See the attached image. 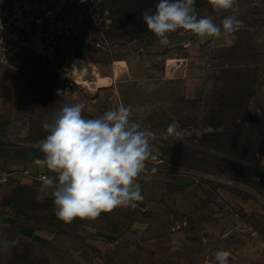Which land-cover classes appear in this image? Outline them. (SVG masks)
<instances>
[{"label": "rangeland", "instance_id": "1", "mask_svg": "<svg viewBox=\"0 0 264 264\" xmlns=\"http://www.w3.org/2000/svg\"><path fill=\"white\" fill-rule=\"evenodd\" d=\"M157 3L108 0L109 50L88 54L78 72L68 55L64 79L25 48L0 63V264H216L217 250L231 253L229 264H264V0H237L227 12L196 0L198 16L219 24L235 15L244 26L220 38L177 30L167 46L142 19ZM99 72L109 84L91 83ZM77 103L86 119L130 106L157 133L130 223L109 212L64 223L52 189L15 171L48 135L43 123ZM173 122L182 135L163 139ZM252 147L258 160L246 154ZM99 218L129 232L106 239Z\"/></svg>", "mask_w": 264, "mask_h": 264}, {"label": "clouds", "instance_id": "2", "mask_svg": "<svg viewBox=\"0 0 264 264\" xmlns=\"http://www.w3.org/2000/svg\"><path fill=\"white\" fill-rule=\"evenodd\" d=\"M216 11L232 9L237 0H209ZM142 19L161 45L167 46L169 34L184 30L204 38L228 37L244 26L235 15H228L219 24L209 16H198L196 0H158L155 10H145ZM60 94V93H58ZM83 104L63 105L51 122L42 127L48 135L38 141L47 169L55 173L43 180L51 188L54 213L64 223L75 219L95 220L101 213L118 207H136L144 199L139 178L146 176V162L156 159L151 142L154 131L142 129L131 118L130 106L120 105L97 118L82 116ZM177 122L162 133L163 139L179 137ZM257 181L259 178L257 177ZM18 238L5 241L16 246ZM231 253L217 250L216 264H229Z\"/></svg>", "mask_w": 264, "mask_h": 264}, {"label": "built area", "instance_id": "3", "mask_svg": "<svg viewBox=\"0 0 264 264\" xmlns=\"http://www.w3.org/2000/svg\"><path fill=\"white\" fill-rule=\"evenodd\" d=\"M107 1L0 0V63H7L25 48L62 78L68 70L65 58L72 56L71 65L77 44L109 50L107 31L113 20ZM46 177L47 173H39L36 178L43 181Z\"/></svg>", "mask_w": 264, "mask_h": 264}, {"label": "crops", "instance_id": "4", "mask_svg": "<svg viewBox=\"0 0 264 264\" xmlns=\"http://www.w3.org/2000/svg\"><path fill=\"white\" fill-rule=\"evenodd\" d=\"M100 51V50H90L85 44L79 43L76 45L74 49V60L77 58L84 59L87 63L85 66H89L88 60L86 58H89L88 54H94L95 52ZM74 60L72 65L74 64ZM71 65V66H72ZM69 67V69L71 68ZM84 66V67H85ZM76 70V69H75ZM82 71V69H81ZM100 73V72H99ZM101 74V73H100ZM102 78H109L110 76L108 75H102ZM35 150L34 148L30 149V154H26L25 157H23L22 163L15 168L16 172H19L22 174L21 178L26 179L28 181H38V182H43L39 179H37V175L39 173H48L50 176L56 175L55 173L50 172L47 167H46V161H45V156L44 154L38 150ZM52 174V175H51ZM138 207H118L114 209L113 211L109 212L111 216H114V218L120 220H125L126 223H130V216H134L138 213ZM6 214L4 217L0 218V226H3L6 224ZM100 224L98 226V231L102 233L105 238H110V237H117L118 234L121 235L126 231L127 233L129 232L128 226H120L119 222L116 221L114 224L115 226H109L108 222L103 219L99 218ZM125 229V230H124Z\"/></svg>", "mask_w": 264, "mask_h": 264}, {"label": "bare ground", "instance_id": "5", "mask_svg": "<svg viewBox=\"0 0 264 264\" xmlns=\"http://www.w3.org/2000/svg\"><path fill=\"white\" fill-rule=\"evenodd\" d=\"M72 63H73V61H72ZM72 63H71V65H72ZM86 63L87 62L83 59H76V60H74V64L72 65L71 69H73V70L76 69V71H73V72H78L83 67V65H85ZM91 83L98 84V85H107L110 83V81H109V78H100L97 80H91Z\"/></svg>", "mask_w": 264, "mask_h": 264}, {"label": "trees", "instance_id": "6", "mask_svg": "<svg viewBox=\"0 0 264 264\" xmlns=\"http://www.w3.org/2000/svg\"><path fill=\"white\" fill-rule=\"evenodd\" d=\"M243 136L245 137V139H248L250 137V135H243ZM234 139L236 140V137H234ZM246 142L247 143H251V141H249V140H246ZM260 151L261 150H259V147H254V148L252 147L251 149H249L246 152V154L249 155L248 157L255 158V159L258 160V158H259V156L261 154ZM245 181L249 183L250 182V179L249 178L248 179L246 178Z\"/></svg>", "mask_w": 264, "mask_h": 264}, {"label": "water", "instance_id": "7", "mask_svg": "<svg viewBox=\"0 0 264 264\" xmlns=\"http://www.w3.org/2000/svg\"><path fill=\"white\" fill-rule=\"evenodd\" d=\"M4 180V176L0 173V181Z\"/></svg>", "mask_w": 264, "mask_h": 264}]
</instances>
